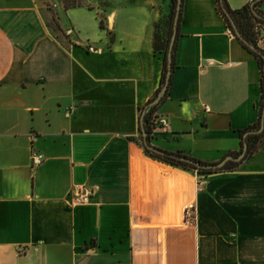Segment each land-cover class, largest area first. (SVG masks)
<instances>
[{
    "label": "crops",
    "instance_id": "1",
    "mask_svg": "<svg viewBox=\"0 0 264 264\" xmlns=\"http://www.w3.org/2000/svg\"><path fill=\"white\" fill-rule=\"evenodd\" d=\"M170 1L87 0L59 7L56 27L44 0H0V264H264V133L207 175L140 143ZM227 29L217 0H183L154 146L216 163L264 132L241 133L259 117L261 71ZM83 182L95 194L74 205Z\"/></svg>",
    "mask_w": 264,
    "mask_h": 264
},
{
    "label": "trees",
    "instance_id": "2",
    "mask_svg": "<svg viewBox=\"0 0 264 264\" xmlns=\"http://www.w3.org/2000/svg\"><path fill=\"white\" fill-rule=\"evenodd\" d=\"M63 1H64V7L65 8L75 6V5L84 4L82 1H80L78 3H70V1H68V0H63ZM223 2L226 5V7L228 8L229 12L233 15V18H234L235 22L237 23L242 34L249 41H251L257 47H259L257 45L256 39H255L254 26L257 22L264 25V18H261L254 13L252 6H251V3L254 2L255 8L264 15V11H262L259 8V6L264 2V0H252V1L244 4L242 7L235 8V9L231 8L228 0H223ZM170 3H171L170 4L171 5V12H170V15H169V18L167 21V30L165 31L164 35L161 34V32L159 31L158 24L155 25L154 51L162 54V58H163V68H162L160 86H159L156 94L158 93L160 88L165 83L167 70H168V50H169V43H170L171 35L173 32L174 15H175V10H176L177 0H171ZM217 8H218L219 12L223 15V17L227 23V28H231L234 32L231 20L222 7V0H217ZM53 19H54L55 25L57 27L58 21L55 20V18H53ZM101 25H104L102 20H101ZM241 42L251 53L254 54V56L256 57V59L258 61L260 71H261V88H262L258 120L254 124L249 126L247 129L241 130V133H244V131H246L248 129L258 128L261 124V119H262V115H263V108H264V55H262L261 53H259L256 50L252 49L250 46H248L242 40H241ZM259 49H261V51H263V53H264L263 48L259 47ZM175 51H176V42H175L174 49H173V67H172V70L175 66ZM171 87H172V73L170 76L167 92L164 95L165 97L170 92ZM158 104L151 107L150 110L147 112L146 117H145V126H146V129L148 132L149 140H150V133H151L152 129L155 127V123L153 120L154 116H152L154 113L153 110L157 107ZM263 133L264 132H260L254 136L249 135L247 137V141L249 144L248 153H252L255 150V148L254 149L252 148L253 137H256V139H258L262 136ZM133 139H135V138H133ZM140 143L142 145H144L143 140ZM145 152L148 155H150L151 157L156 158V159L161 160V161H164V162L169 163L171 165L179 166V167L186 169V170H189V171H195L198 175H207L208 173H210L212 171L211 168L200 167V166L195 165L193 162H190L189 160L178 158V157L172 156L168 153H159V152L152 150V149H149L147 147H145ZM171 153H174V152H171ZM175 154H178V155L184 156V157H188L187 155L181 154L180 152L175 153ZM189 158H192L193 160L200 161L203 164H209V162L198 160V159L193 158V157H189ZM237 165L238 164L236 162L229 161L226 163L224 168H230L231 169Z\"/></svg>",
    "mask_w": 264,
    "mask_h": 264
},
{
    "label": "water",
    "instance_id": "3",
    "mask_svg": "<svg viewBox=\"0 0 264 264\" xmlns=\"http://www.w3.org/2000/svg\"><path fill=\"white\" fill-rule=\"evenodd\" d=\"M182 2H183V0H177V5H176V10H175V15H174L173 32H172V35H171V39H170V43H169V50H168V70H167V75H166V81L163 84V86L160 88V90L158 91L156 96L152 100H150L148 102V104L145 106L144 112H143V116L141 117V129H142L143 140H144V148L147 147V148L155 150V151H157L159 153H168V154H170L172 156L189 160L190 162H193L195 165L200 166V167L211 168L212 171L209 174H215V173H219V172L225 171V170H220V169L224 167V165H225V163L227 162L228 159H230V158L240 159V158H242L244 156V154L246 153V150L249 147V144H248L247 139L245 137H244V149L240 153V155L235 156L234 154H229L225 158L220 160L219 162L203 164L200 161L193 160L192 158L180 156L178 154L171 153V152H167V151H165V150H163V149H161L159 147L154 146L153 144L150 143V140H149V137H148V132H147V129H146V126H145V115L147 114V112L150 110L151 107H153L154 105L158 104L161 101V99L166 94L167 89H168V84H169L170 76H171V73H172V67H173V49H174L175 41H176V38H177V35H178L179 17H180V12H181V8H182ZM251 6H252V9H253L254 13L257 16H259L261 18H264V15L255 8L254 2L251 3ZM222 7H223L224 11L227 13L228 17L231 20V23H232V26H233V29H234V32H235L236 36L239 39H241L243 42H245L248 46H250L252 49H254V50L258 51L259 53H261L262 55H264L263 51H261V49H259V47H257L251 41H249L242 34V32L240 31L237 23L235 22V20L233 18V15L229 12V10L226 7V5L224 4L223 0H222ZM263 129H264V108H263V115H262L260 127L258 129H251V130L246 131L245 135H247L250 132H259V131H261Z\"/></svg>",
    "mask_w": 264,
    "mask_h": 264
},
{
    "label": "built area",
    "instance_id": "4",
    "mask_svg": "<svg viewBox=\"0 0 264 264\" xmlns=\"http://www.w3.org/2000/svg\"><path fill=\"white\" fill-rule=\"evenodd\" d=\"M229 35L235 36V33L231 28L227 29ZM254 34L256 43L259 47L264 49V25L257 22L254 26ZM155 125L168 126V118L164 115L153 118ZM32 164L37 166L41 164L45 159V154L39 150H33L31 153ZM95 194V188L89 183H76L70 191V201L74 205L88 204L91 202L93 195ZM197 219V212L193 205H189L186 209V220L188 223H193Z\"/></svg>",
    "mask_w": 264,
    "mask_h": 264
},
{
    "label": "rangeland",
    "instance_id": "5",
    "mask_svg": "<svg viewBox=\"0 0 264 264\" xmlns=\"http://www.w3.org/2000/svg\"><path fill=\"white\" fill-rule=\"evenodd\" d=\"M68 1H70V3H78L80 1H82L83 3L87 2V0H68ZM44 2L52 10L53 18H55V20H57L59 7H64V1L63 0H44ZM139 135H140V140H141L140 142H142V140H143L142 131H140ZM193 172H195V171H193Z\"/></svg>",
    "mask_w": 264,
    "mask_h": 264
}]
</instances>
